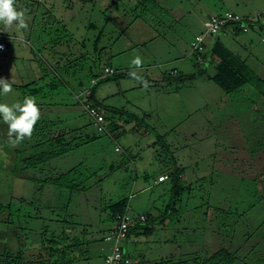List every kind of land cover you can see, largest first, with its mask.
<instances>
[{
	"label": "rangeland",
	"instance_id": "obj_1",
	"mask_svg": "<svg viewBox=\"0 0 264 264\" xmlns=\"http://www.w3.org/2000/svg\"><path fill=\"white\" fill-rule=\"evenodd\" d=\"M16 5L27 9L29 28L18 33L0 24L9 36L0 77L15 85L37 80L31 88L43 89L33 96L13 86L0 93V103L32 96L43 120L35 126L41 130L13 148L0 117L4 254L21 247L27 259H36L42 237L66 231L91 241L72 264H106L112 244L103 238L115 225L108 207L126 198L127 211L145 214L144 226L152 228L127 241L132 262L171 264L225 248L235 255L232 264H264V0ZM224 11L260 17L263 25L226 33L234 42L220 37L256 75L236 93L211 79L217 59L199 61L190 46L203 20ZM137 54L147 90L128 75ZM106 67L115 73L95 87L109 123L99 131L76 93ZM165 75L168 81L159 82ZM62 133L78 146L38 167L24 166L28 156L53 147L37 142ZM64 173L63 185L52 181ZM165 174L171 177L158 181Z\"/></svg>",
	"mask_w": 264,
	"mask_h": 264
},
{
	"label": "trees",
	"instance_id": "obj_2",
	"mask_svg": "<svg viewBox=\"0 0 264 264\" xmlns=\"http://www.w3.org/2000/svg\"><path fill=\"white\" fill-rule=\"evenodd\" d=\"M222 13V12H221ZM245 19L243 23H245L249 29L254 24L253 18H249L243 16ZM241 23H233V27L236 32H241ZM4 38H1L4 41ZM217 59L216 74L211 78L216 84H218L226 93H236L242 90L247 84H249L256 75L253 73L252 69L248 66L245 60L240 58L238 55L233 53L217 36V38L212 43L211 47L208 48L207 52L204 54V59L206 61H211ZM102 73H93L91 79L98 78L99 83L100 80L106 79V77H100ZM169 75L162 76L158 78L159 82H163L165 80L168 81ZM182 81V79H180ZM37 80H32L24 85H15L13 86L26 88L29 91L30 95L36 96L42 92V87H34L31 86L35 85ZM96 84V85H97ZM92 88V95L91 100L93 105L96 106L99 110L103 111V107L100 106V103L95 101V87ZM85 86V85H83ZM82 86V87H83ZM81 87V88H82ZM80 90V89H79ZM104 113V111H103ZM105 115V114H104ZM92 119V118H91ZM43 120V119H40ZM93 121V120H92ZM94 123V122H93ZM95 125V124H94ZM96 126V125H95ZM97 127V126H96ZM35 127V130H41V128ZM98 129V128H97ZM100 131V130H99ZM40 132V131H39ZM38 133V132H37ZM67 134H56L55 136H50L49 138L41 139L40 142H37L35 145H43V144H50L53 146L46 151H42L38 155L28 156L24 159L23 164L26 168L29 167H38L39 165L45 164L50 159L56 156H60L63 154L68 153L74 147H77V144H71L69 141H66ZM88 138V136H87ZM65 174H61L52 181L63 185V179L65 178ZM168 175V178L171 175ZM177 175V174H176ZM177 177H180V173H178ZM178 187V186H177ZM73 191H75L74 187H71ZM170 206V205H169ZM168 206V209H169ZM109 219L115 221L116 223V216L119 213H124L127 211L128 208V199H121L117 202H114L109 207ZM168 214V213H167ZM149 217V215H148ZM149 218L146 219L145 222H136L134 225L130 227L129 235L127 240L132 236L135 232L143 231V234H149L152 232V228L145 227L144 223L148 221ZM111 229H109L110 231ZM83 235H71L69 232L62 231L58 233H52V235L48 238L42 237L39 241L38 249V257L36 259H27L25 256L24 248H19L16 252H9L8 254H4L5 264H72L76 260L80 259L82 245L88 246L90 244V240H86L85 237L82 238ZM104 239V238H103ZM126 240V242H127ZM125 242V244H126ZM128 254L125 251L124 253V261L122 264H137L135 261L132 262L129 257V261L127 260ZM105 259V257H104ZM235 255L232 251L221 248L215 251L212 255L202 258V257H195L194 259H185L180 262H174L171 264H232L234 262ZM169 263L170 260H167Z\"/></svg>",
	"mask_w": 264,
	"mask_h": 264
},
{
	"label": "built area",
	"instance_id": "obj_3",
	"mask_svg": "<svg viewBox=\"0 0 264 264\" xmlns=\"http://www.w3.org/2000/svg\"><path fill=\"white\" fill-rule=\"evenodd\" d=\"M245 18L232 11H224L218 14H211L204 22V30L198 33L191 40V50L195 53L199 61H204V54L207 52L208 48L211 47L214 40L222 32L228 29H234L233 23H241L242 31L246 32L249 27L243 23ZM4 31L0 30V38L4 37ZM6 48L4 41L0 42V51ZM115 73L114 68L106 67L103 70L102 77H107ZM98 78L91 79L89 85L83 86L77 93L76 98L82 101V104L87 111V114L92 118L94 124L97 126L98 130L106 131L108 127V120L105 117L103 111L99 110L93 105L91 100L92 88L97 84ZM168 175H161L159 181L166 180ZM145 214H133L129 211L124 213H119L116 216V223L111 228L110 231L106 232L104 235V240L110 242L112 247L110 251L105 255L106 264H122L124 261L125 253V242L129 235V230L132 225L136 222H145ZM125 262L127 260L125 259Z\"/></svg>",
	"mask_w": 264,
	"mask_h": 264
},
{
	"label": "clouds",
	"instance_id": "obj_4",
	"mask_svg": "<svg viewBox=\"0 0 264 264\" xmlns=\"http://www.w3.org/2000/svg\"><path fill=\"white\" fill-rule=\"evenodd\" d=\"M27 9L19 8L16 0H0V24L5 29L15 27L19 33L21 30L27 31L29 24L26 19ZM133 66L128 75L137 81L147 90L150 83L137 70L142 69L143 58L135 55L131 61ZM15 81L0 77V93L7 95L13 91ZM0 117L7 127V143L11 147L19 146L25 139H31L34 128L41 119V110L32 96H26L23 103H14L11 106L6 103H0Z\"/></svg>",
	"mask_w": 264,
	"mask_h": 264
},
{
	"label": "crops",
	"instance_id": "obj_5",
	"mask_svg": "<svg viewBox=\"0 0 264 264\" xmlns=\"http://www.w3.org/2000/svg\"><path fill=\"white\" fill-rule=\"evenodd\" d=\"M216 14V13H215ZM211 15V14H210ZM209 15V16H210ZM259 16L260 15H262V14H258ZM208 16V17H209ZM258 16V17H259ZM208 17H206V19L208 18ZM246 17H249V18H252L253 16H246ZM254 18V17H253ZM205 19V20H206ZM262 19H264V17L262 18ZM205 20H203V26H204V22H205ZM254 22H258L259 20H261L260 19V17L257 19L256 18V20L255 19H252ZM261 21H259L258 23L260 24V26L262 25L261 23H260ZM263 26V25H262ZM0 30H3V29H1L0 28ZM250 30V29H249ZM249 30L248 31H246L245 33H247V32H249ZM4 31V30H3ZM229 31H233L232 33H235L236 35L239 33V32H236V30L235 29H228L227 31H225V32H222L220 35H219V38L221 37V35H225V37H226V33H228ZM241 32H244V31H241ZM4 42H5V44H6V48L4 49V50H1L0 51V55H5L6 54V50L8 49V45H9V43L6 41V38H8L9 36H8V34L4 31ZM198 34V33H197ZM227 40L228 41H232V42H234V40H233V38L231 39V37H230V35H227ZM0 42H2V40H1V38H0ZM159 78V77H158ZM159 181V180H158ZM166 181V180H165ZM160 182H164V181H160ZM128 241V240H127ZM0 264H3V261H4V230H0ZM125 251L127 252V242H126V244H125ZM128 254V253H127ZM127 261H129V257L127 258Z\"/></svg>",
	"mask_w": 264,
	"mask_h": 264
}]
</instances>
